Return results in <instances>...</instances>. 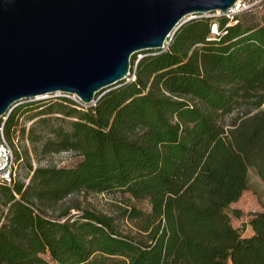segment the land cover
<instances>
[{
  "label": "trees",
  "instance_id": "1",
  "mask_svg": "<svg viewBox=\"0 0 264 264\" xmlns=\"http://www.w3.org/2000/svg\"><path fill=\"white\" fill-rule=\"evenodd\" d=\"M252 7L261 19L249 8L233 25L184 22L165 49L134 53L133 79L98 91L92 105L55 96L0 118L8 139L21 118H36L42 152L79 157L60 167L27 160V183L0 185V264H42L44 254L57 264H264V209L249 214L250 235L231 222L249 168L264 181V0ZM81 191L125 196L142 234L77 205L46 214Z\"/></svg>",
  "mask_w": 264,
  "mask_h": 264
},
{
  "label": "water",
  "instance_id": "2",
  "mask_svg": "<svg viewBox=\"0 0 264 264\" xmlns=\"http://www.w3.org/2000/svg\"><path fill=\"white\" fill-rule=\"evenodd\" d=\"M236 1L0 0V118L23 99L92 105L130 80L134 53L163 50L184 22Z\"/></svg>",
  "mask_w": 264,
  "mask_h": 264
},
{
  "label": "rangeland",
  "instance_id": "3",
  "mask_svg": "<svg viewBox=\"0 0 264 264\" xmlns=\"http://www.w3.org/2000/svg\"><path fill=\"white\" fill-rule=\"evenodd\" d=\"M253 0H247V3H251ZM249 9V8H248ZM251 11L255 13L256 19H261L262 12L259 7H250ZM204 15V17L214 16L211 13ZM199 17V16H198ZM218 17V16H215ZM195 18V17H194ZM192 19V18H191ZM188 21V20H187ZM171 39V38H170ZM169 39V40H170ZM169 40L167 42L169 43ZM168 43L165 45L167 47ZM164 48V49H165ZM143 53H137V56H141ZM132 76H129L131 79ZM55 98L50 96L39 99H23L20 103H45L48 100ZM70 98V97H69ZM16 104V105H17ZM87 106V105H84ZM264 108V105H263ZM234 110L231 114L225 115V124H228L230 117L235 116ZM34 119H27L23 117L19 121V126L15 129L11 139L5 138L9 142L13 154V168L15 180L28 182L29 170L28 161L30 160L33 167L36 166H72L79 159L76 153L71 151H59V152H42L41 141L36 139L40 133L43 132L41 125L33 127L34 131L31 132V126L35 122ZM24 130V131H23ZM16 152L19 154V159L16 158ZM128 199L122 196L118 192L116 193H92V192H75L67 196L64 200L57 204L46 207L45 212L47 215L55 216L64 208L77 205L82 209H89L97 213L105 214L114 217V226L121 234H127L132 236H139L142 234L136 225V221L127 218L124 211L130 208ZM137 207L147 209L145 202H134ZM231 208H237L242 213L239 218L231 216V222L234 227H237L242 235H249L252 230L248 225L249 214L255 211H261L264 209V181H262L257 175L254 168L248 170V186L243 192L241 197L231 204ZM80 213V211L72 208L71 214ZM44 263L42 264H57L47 254L42 255Z\"/></svg>",
  "mask_w": 264,
  "mask_h": 264
},
{
  "label": "built area",
  "instance_id": "4",
  "mask_svg": "<svg viewBox=\"0 0 264 264\" xmlns=\"http://www.w3.org/2000/svg\"><path fill=\"white\" fill-rule=\"evenodd\" d=\"M261 1L262 0H253L251 3H247V0H237L234 3V5L230 7L227 11L225 12L217 11L212 15L218 17L224 16L228 18V23L226 24V26L233 25L235 23L234 17L236 15H238L244 10H247L248 8L252 7L255 4H258ZM211 32L215 35L219 34L217 30V25L215 23L211 27ZM224 32L226 31L224 30ZM67 97H70L79 104H82V102L75 95H69ZM14 181L15 178H14V168H13V154H12L11 146L7 141V139L5 138V135L3 133V128L1 125L0 126V185H6L11 187Z\"/></svg>",
  "mask_w": 264,
  "mask_h": 264
},
{
  "label": "crops",
  "instance_id": "5",
  "mask_svg": "<svg viewBox=\"0 0 264 264\" xmlns=\"http://www.w3.org/2000/svg\"><path fill=\"white\" fill-rule=\"evenodd\" d=\"M251 233H252V232H251ZM251 233H250V234H251ZM250 234H249V235H250Z\"/></svg>",
  "mask_w": 264,
  "mask_h": 264
}]
</instances>
